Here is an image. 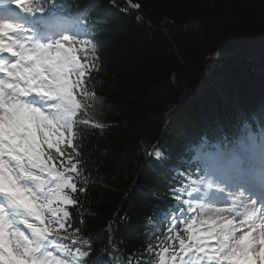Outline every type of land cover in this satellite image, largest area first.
Here are the masks:
<instances>
[{"label": "trees", "instance_id": "1", "mask_svg": "<svg viewBox=\"0 0 264 264\" xmlns=\"http://www.w3.org/2000/svg\"><path fill=\"white\" fill-rule=\"evenodd\" d=\"M133 2L141 8L126 0L79 2L108 20L99 34L100 69L89 81L96 98L88 117H80L104 127L79 128L88 184L70 209L69 231L79 228L90 242L82 248L90 251L86 264H121V258L128 264L136 252L145 264H158L151 253L174 242L154 222L181 203L201 138L240 135L238 109L255 129L264 128V0ZM167 35L189 63L209 62L217 71L195 69L187 83ZM215 74L228 80L221 90ZM156 150L160 159L148 155ZM125 214L130 222L121 223Z\"/></svg>", "mask_w": 264, "mask_h": 264}, {"label": "snow or ice", "instance_id": "2", "mask_svg": "<svg viewBox=\"0 0 264 264\" xmlns=\"http://www.w3.org/2000/svg\"><path fill=\"white\" fill-rule=\"evenodd\" d=\"M87 19V7L72 15L61 0H0V264H86L90 255L81 230L69 231L76 194L88 184L79 128L104 127L80 118L96 98L89 81L100 69L99 31L68 29L87 27ZM90 23L102 29L108 20ZM197 152L203 174L188 195L202 198L187 205L196 215L184 236L169 237L179 250L168 243L151 255L158 264H264V128L254 133L244 121L230 144L205 135ZM216 196H225L224 207L203 201ZM140 255L128 254V264H145Z\"/></svg>", "mask_w": 264, "mask_h": 264}, {"label": "rangeland", "instance_id": "3", "mask_svg": "<svg viewBox=\"0 0 264 264\" xmlns=\"http://www.w3.org/2000/svg\"><path fill=\"white\" fill-rule=\"evenodd\" d=\"M217 12V11H216ZM220 16V15H219ZM218 16V17H219ZM217 17V18H218ZM198 25H200V24H198ZM69 33H71L72 31H68ZM83 38H86V37H83ZM167 38L170 40V42H171V46L173 47V50H174V52H175V54L174 55H176L177 56V58L179 59V61H180V64L182 65V76H183V78L184 79H186V81H187V83H190V77H191V73L195 70V69H198V68H201V69H206V68H210V67H213L214 68V66H213V64H211V63H209V62H203V63H200V64H191V63H189L187 60H185L184 58H183V55H182V53H181V49L179 48V46H178V43L175 41V40H173L170 36H168L167 35ZM262 43H264V42H262ZM262 47H264V46H261L260 48H262ZM217 69H218V67L217 66H215V68H214V70L213 71H217ZM216 75V74H215ZM217 77L215 78V80H216V86H217V88H219L220 90H221V87L222 86H224V85H227V82H228V80H222V82H221V79H220V77L218 76V75H216ZM257 134H259V133H257ZM194 148V147H193ZM195 149H198V148H195ZM198 155V152L196 151L195 152V156H197ZM203 173H202V171L201 170H198V171H195V175H193V184L192 185H190L189 186V188L186 190V191H184L183 189H180L181 191H183V195L184 196H186V194H188V193H190L191 192V190H192V188L193 187H199V177L202 175ZM193 196H196V193H193L192 194ZM225 198V196H220V199H219V196H218V198L216 199V200H208L207 198H203V201H204V203L205 204H214L215 206H218V207H224L225 206V204H223V199ZM190 202H194L192 199H191V197H190ZM187 205H188V201H186L185 202V205L184 206H186V216H189L190 215V211H188V207H187ZM224 205V206H223ZM183 206V207H184ZM194 206H195V204H194ZM198 211H199V209H198ZM183 215V214H182ZM163 220V219H162ZM180 220H183V219H181L180 218ZM183 221H185V220H183ZM191 222V221H190ZM190 222H185L186 224L187 223H190ZM160 224V223H159ZM158 228H159V226H158Z\"/></svg>", "mask_w": 264, "mask_h": 264}, {"label": "bare ground", "instance_id": "4", "mask_svg": "<svg viewBox=\"0 0 264 264\" xmlns=\"http://www.w3.org/2000/svg\"><path fill=\"white\" fill-rule=\"evenodd\" d=\"M74 33H78V31H72V32H71V34H74ZM225 195H226V194H225ZM219 199H220V196H219ZM222 202H223V204H225V198L223 199ZM223 206H224V205H223ZM216 207H218V206H216Z\"/></svg>", "mask_w": 264, "mask_h": 264}, {"label": "water", "instance_id": "5", "mask_svg": "<svg viewBox=\"0 0 264 264\" xmlns=\"http://www.w3.org/2000/svg\"><path fill=\"white\" fill-rule=\"evenodd\" d=\"M182 102H180L179 104H181Z\"/></svg>", "mask_w": 264, "mask_h": 264}]
</instances>
